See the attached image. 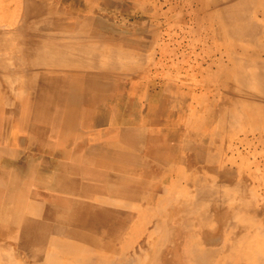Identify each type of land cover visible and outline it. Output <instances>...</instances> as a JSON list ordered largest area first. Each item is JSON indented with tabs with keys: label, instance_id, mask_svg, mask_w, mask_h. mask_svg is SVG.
Returning a JSON list of instances; mask_svg holds the SVG:
<instances>
[{
	"label": "bare ground",
	"instance_id": "obj_1",
	"mask_svg": "<svg viewBox=\"0 0 264 264\" xmlns=\"http://www.w3.org/2000/svg\"><path fill=\"white\" fill-rule=\"evenodd\" d=\"M54 2L0 0V264H264V248L248 234L252 225H258L257 218L264 221V152L261 160L257 156L258 149L264 150V123L256 127L254 121L255 127L231 129L233 139L226 142L217 159L219 183H191L192 195L190 185L181 192L186 175H176L179 179L170 184L174 170L166 169L158 177L159 172L150 169L151 158L163 156L166 147L174 150L179 137L201 139L206 147L210 136L219 134L220 115L214 112L231 111L240 100L257 107L254 115L264 120V0H213L214 5L219 4L218 10L213 7L209 14L218 17L219 24H226L229 40L244 46L246 55L242 58L233 49L217 47L209 63L206 57L197 60L207 82L202 83L204 89L213 88L197 93L191 92L192 85L198 83L192 76L181 86L170 81L159 86L153 80L160 65L168 67L172 76L181 74L178 60L184 52L173 49L166 58L164 45L173 41L168 32L162 30L157 36L145 71L146 61L135 60L131 48L140 43L122 46L128 40L121 37L111 41L115 34L103 32L110 19L96 18L99 10L74 7L75 12L64 16L66 11ZM125 3L101 2L107 9L116 4L111 11H126L127 21L133 12L135 21L140 19L136 7L131 12L132 7ZM151 3L160 14L154 20L162 29L173 18L175 1ZM190 9L179 21H184L188 12L194 21L200 19V12ZM187 24L186 20L178 25L181 32ZM175 43L182 48V42ZM214 66L215 77L210 74ZM136 68L141 70L137 74ZM115 74L123 77L118 80ZM222 75L230 81L216 87ZM185 86L190 88L187 96L186 91L181 92ZM169 88L180 96L171 100L180 106L175 114L181 109L190 111L182 120L187 127L181 125L176 131L170 122H164L162 106ZM235 89L244 90L239 92L242 98H234ZM175 114L170 113L172 117ZM112 116L118 118L117 126L104 127ZM95 127L100 129L93 130ZM183 129L185 132L180 131ZM251 135L257 138L255 154H244ZM29 148L30 154L24 155ZM246 165L249 167L243 169ZM105 172L114 177L98 181L95 176ZM233 197L248 200L246 213L235 208L225 213ZM211 206L217 207L212 215L200 212ZM256 230L263 234L264 226ZM223 231L224 242L211 247ZM178 233L181 246L175 249L178 242L173 235ZM159 234L161 241L157 242ZM166 243L175 250H161ZM225 251L228 256L222 258Z\"/></svg>",
	"mask_w": 264,
	"mask_h": 264
},
{
	"label": "rangeland",
	"instance_id": "obj_2",
	"mask_svg": "<svg viewBox=\"0 0 264 264\" xmlns=\"http://www.w3.org/2000/svg\"><path fill=\"white\" fill-rule=\"evenodd\" d=\"M49 3L51 2V0H47ZM52 1H55V5H59L57 6L58 8H61L64 10L65 14H63L64 16L65 15H70L71 13L75 12V8L76 9H80L83 10L85 8H95L96 10H99L101 13L95 15L96 18H101V16H106L107 19H110V22H107L105 20V18L103 19L104 21H106V25L105 27L103 28V32L108 36H111V33L115 34L116 37H112V40H115L117 38H122L123 41L125 40H128L127 44H124L123 41V45L122 46H130V45H135V43H140L139 48L138 46H136L135 48L134 47H131L132 48V52L134 51V58L135 60H141L142 58V61L145 62V64L143 65V67H145V71L148 67V60H149V57H150V52L153 51L155 49V46L157 44V36L160 34V32L163 30L164 33L168 32V34H170L171 38L173 39V41H169L170 43H168V41L166 42V44L164 45L167 50H165L168 54L169 57H166L167 59H169L171 56V53H172V50L173 49H176L177 51L179 50L180 53L184 52V57L182 56V58H180L178 61H181L180 65H179V70L178 72L180 71L181 74L180 76L182 75L183 78H181L180 76H176V75H171V70L166 67V68H162V65L158 66V70H156V74H155V79L153 78L154 82L158 83L159 86H161L163 83L167 82V81H170V82H173V84L175 86H181L183 85L184 82H186L188 80V78L190 76L194 77L196 80H197V85H192V88H191V92L192 93H197L199 91H204V92H210V91H213V88H209V87H205V85H202L203 81L205 83H207L203 77H202V73H200V68L198 67L200 63L196 62L197 60L199 62H202V59H206L207 58V61L208 63L210 62V55L213 54V52L215 50H217V47L218 49H222V51H231L232 49L236 51L237 53V56L239 55V57H242L245 54V51L246 49H244V46L242 45H239V46H235L234 42L232 43L230 39V35L228 34L227 36V32L230 33L229 29H227V26L226 24L222 23L220 21V24H219V19L216 20L218 17H216L215 15H210L209 14V10H213V7L214 9L218 10L217 6H219V4H223V2H220L219 1V4H215L213 3V0H207V3L205 0H174L175 1V5L177 6L176 9H174L172 11V13L174 14L173 15V18H170L168 19V21L166 22V24L162 27L159 26L156 24V21L154 20V17L155 16H160V14H157V12H155V5L154 3H151V0H139V1H136V0H122V3L124 4L125 3L126 5L129 4L132 9H131V12H133V6L136 7V11L138 13L139 16H141V18L138 20L135 21V13L133 12L130 13V15H132L130 18V20L127 21V13L126 11H122L120 10L119 8H115L114 11H111L110 9L114 8V6L112 7H108V9L101 4L102 0L100 1H97V2H93L92 1H89V0H82L81 2H74L72 0H52ZM62 1V2H61ZM117 1V0H115ZM121 1V0H119ZM160 1H164V0H160ZM73 2V3H72ZM190 4V7H189V4ZM210 2V3H209ZM212 2V3H211ZM59 3V4H58ZM87 3V5H86ZM194 4V5H193ZM86 5V6H85ZM147 7H146V6ZM180 5V6H179ZM193 5V6H192ZM210 5V6H209ZM213 5V6H211ZM63 6V8H62ZM143 6V7H142ZM145 6V7H144ZM184 8H183V7ZM70 7V8H69ZM72 7V8H71ZM75 7V8H74ZM67 8V9H65ZM141 8V9H140ZM190 8L194 9V10H198V12H200V19L196 18V21H194L193 17L194 15L191 13V12H188V15L190 16H185V20L184 21H179L180 17H181V14L182 13H186V9H189L191 10ZM219 8H222V7H219ZM180 9V10H179ZM167 10V9H166ZM207 10V11H206ZM106 11V12H105ZM141 11V12H140ZM182 11V12H181ZM203 11H206V12H203ZM110 12V13H109ZM122 12V13H121ZM193 12V11H192ZM136 13V14H137ZM140 13V14H139ZM176 13V14H175ZM219 13V12H218ZM105 14V15H104ZM121 14V15H119ZM123 16H125V20H123ZM149 17V18H148ZM225 17H227V15H225ZM144 20H143V19ZM179 18V19H178ZM119 19V20H118ZM146 19V20H145ZM148 19V20H147ZM187 20V25H186V29L185 31H182L181 32V28L178 27L179 24L185 22ZM215 20V21H214ZM118 21V22H117ZM124 21H126V23H124ZM130 21V22H129ZM134 21V22H133ZM144 21V23H143ZM189 21V22H188ZM115 22V23H114ZM122 22V23H121ZM138 22H140L138 24ZM181 22V23H180ZM133 23V24H132ZM136 23V24H135ZM150 23V24H149ZM116 24V25H115ZM131 24V25H129ZM135 24V25H134ZM140 24L142 26H140ZM177 24V25H176ZM127 25V26H126ZM203 25V26H202ZM138 26V27H137ZM140 26V27H139ZM168 26V27H167ZM176 26V27H175ZM226 26V27H225ZM151 27V29H150ZM202 27V28H201ZM126 28V29H125ZM137 28V29H136ZM143 28V29H142ZM145 28V29H144ZM168 28V29H167ZM135 29V30H134ZM140 29V30H139ZM110 30V31H109ZM154 30V31H153ZM176 31V33H175ZM213 31V33H212ZM227 31V32H226ZM158 32V33H157ZM170 32V33H169ZM174 32V33H173ZM211 32V33H210ZM157 33V34H156ZM197 33V34H196ZM156 34V35H155ZM208 35V36H207ZM128 36V38H124ZM177 36V37H176ZM133 37V38H132ZM181 37V39L179 40V38ZM195 37V38H194ZM153 38V39H152ZM202 38V39H201ZM208 38V39H207ZM106 39V40H105ZM198 39V40H197ZM206 39V40H205ZM105 40V43L108 42V37L104 38ZM205 40V42H204ZM213 40V41H212ZM178 41V42H182V48L179 49L178 47V44H176L175 42ZM200 45H199V43ZM209 41V42H208ZM174 42V43H173ZM152 43V44H151ZM168 43V44H167ZM195 43V44H194ZM209 43V44H208ZM214 43V44H213ZM212 44V45H211ZM233 44V45H232ZM167 45V46H166ZM210 47H209V46ZM215 47H214V46ZM120 46V49L124 48L126 49L125 47H122ZM149 46V47H147ZM234 46V47H233ZM122 47V48H121ZM159 45L157 47V50H159ZM175 47V48H174ZM243 48V49H242ZM137 49V50H136ZM241 49V50H240ZM136 50V51H135ZM147 50V51H146ZM239 51V52H238ZM142 52V53H141ZM147 52V53H146ZM251 53V51H249ZM239 53V54H238ZM141 54V55H140ZM146 54V56H145ZM137 55V56H136ZM140 55V56H139ZM161 54L159 53V57ZM187 56V57H186ZM206 57V58H205ZM140 58V59H139ZM164 59V63L167 62V59ZM243 58V57H242ZM146 59V60H145ZM182 59V60H181ZM227 60V61H226ZM138 61V62H139ZM225 64H228L229 60L227 57H225ZM136 62V63H138ZM135 63V64H136ZM208 63H205L204 66H208L207 64ZM198 67V68H196ZM161 68V69H160ZM135 71V72H134ZM134 71H132V74L133 72L137 74V72L141 71L139 70L138 68H136ZM137 71V72H136ZM163 71V73H162ZM177 71V69H176ZM144 72V71H143ZM165 72V73H164ZM215 72V73H214ZM213 73V74H212ZM140 75V73H138ZM166 74V75H165ZM210 74L215 77L217 72H216V66H214L210 72ZM228 74V73H227ZM225 74V75H227ZM119 75V76H118ZM122 75V76H120ZM134 75V74H133ZM143 75V73H142ZM116 78L118 80L121 79V77H123V74H115ZM135 76V75H134ZM164 76V77H163ZM160 78V79H159ZM162 78V79H161ZM165 78V80H164ZM170 80H169V79ZM209 78V77H208ZM225 78V79H224ZM174 81H173V80ZM224 79V80H223ZM163 80V81H162ZM175 80H177L175 82ZM193 80V79H191ZM191 80H189L191 82ZM209 80V79H208ZM214 80V79H212ZM195 81V80H193ZM192 81V83H193ZM230 81L226 76L222 75V77L217 81V86L216 87H219V85H221L222 83L221 82H228ZM211 85H213L214 87V84L210 83ZM215 87V88H216ZM159 89V88H158ZM190 88H187L186 86L182 89L181 92H185L187 96V94L189 95L190 93H188ZM171 90V91H170ZM235 93L233 96L235 99H239V98H242V95L239 93V92H243V91H240L241 89H235ZM238 90V92H237ZM173 91V93H172ZM176 91H174V89L172 88H169V90L167 91V93L165 94V98L167 99L166 103L163 104L162 108H164L165 110V115H164V122L165 123H168L170 122V128L172 130H178V127L181 126V127H187V125L182 121L184 116L187 114V113H190V111L188 110L186 112V110L184 112H182V109L177 113L175 114V109L176 108H179L180 106L177 104L175 105L174 102H172L171 100L173 98H175L176 96L178 97L179 95H177V92L175 93ZM171 93V94H170ZM238 93V94H237ZM175 94V95H174ZM209 95V93H208ZM180 97V96H179ZM230 97V95H229ZM209 99H211V97H208ZM207 101V100H206ZM209 101V100H208ZM174 105V106H173ZM239 106V107H238ZM237 107L236 106H233L234 108L230 110H225L224 109H221L220 111L217 110V112L215 111L214 114L217 113V115H220L218 116L217 118V132H219L218 135H211L210 136V140L206 141V147L203 146V143L201 142L202 140L201 139H191L189 141H185L184 139L182 138H177V141L175 144H173L175 147L174 150L172 151H168V147H166V150L162 153L164 154L163 156L161 157H153L151 158L154 159L152 160L153 162H151L152 164V167H150V169L152 170H155L157 172H159L157 174L158 177H161L163 174V172H167V170H174L172 173H171V177L172 179L168 182L170 184H172V181L174 180H178L179 177L177 176H185L186 179L188 180H184L182 183V188L183 191L181 190V192H184L185 191V187L187 185H190V187L188 188H191L190 189H187V190H190V193L192 195V190L194 189V187L192 186V184L195 185L196 184H199L200 182L203 183V182H208V183H215V184H218L220 179L219 178V175H220V172L218 170V164H219V157H220V152L222 150V148L224 146H226V142L228 143V140H232L233 139V131L234 129L238 128V127H243V128H250V127H255V123H257L256 127L257 126H260L261 124L264 123V120L260 117L258 118L257 116H255L254 114L255 111L258 112V108L257 107H251V106H248L247 104H243V101L240 100V104L238 105ZM171 108V109H170ZM140 109V107H139ZM239 113H238V110ZM237 110V111H236ZM174 111V114L175 116H171L170 113ZM169 115H168V113ZM226 112V113H225ZM229 112V113H228ZM232 112V113H231ZM237 112V113H236ZM243 114H242V113ZM245 112V113H244ZM181 113V115L179 114ZM223 113V115H222ZM241 113V114H240ZM249 113V114H248ZM238 114V116H237ZM251 114V115H250ZM167 115V117H166ZM240 115V116H239ZM249 115V116H248ZM225 116V117H224ZM237 116V118H236ZM241 116H245V117H241ZM221 119H220V118ZM248 117V118H247ZM250 117V118H249ZM225 120H224V119ZM246 120H245V119ZM232 119V121H231ZM235 119V120H233ZM243 119V120H242ZM250 119V123L248 122V120ZM173 120V121H172ZM262 120V121H261ZM117 121V122H116ZM181 121V122H180ZM245 121V123L243 122ZM255 121V123H254ZM225 122V123H223ZM262 122V123H261ZM108 124H106L104 127H107L108 125H112V126H117L118 124V118L117 117H114L112 116V119H109ZM180 123V124H178ZM184 123V124H183ZM223 123V124H222ZM232 123V124H231ZM242 123V124H240ZM246 123H248L247 125H245ZM114 124V125H113ZM178 124V125H177ZM226 125V126H225ZM241 125V126H240ZM246 127H244V126ZM213 127V126H212ZM225 129H224V128ZM82 128H84V126H82ZM230 130H229V129ZM85 129V128H84ZM100 129V127H95L93 128V130H98ZM227 129V130H226ZM233 129V131L231 130ZM186 129H183V130H180L182 132H185ZM229 131V132H226V131ZM223 131V132H222ZM225 131V132H224ZM232 131V132H231ZM222 133H225V134H222ZM228 135L230 137H228ZM94 136H91V140L93 141L94 140ZM107 137V136H104V138ZM214 137H217V139H214ZM220 137V138H219ZM232 137V138H231ZM246 136L242 135V138H245ZM214 139V140H213ZM226 139V140H225ZM249 143L248 145H246L245 147H247V151H244V154H249L252 155V154H255V144H256V137L254 136H249ZM201 140V141H200ZM195 142V144H193ZM201 142V144H199ZM225 144V145H224ZM235 144V143H234ZM232 144V145H234ZM198 145V146H197ZM208 145V146H207ZM213 147H212V146ZM192 146V147H191ZM195 146V147H194ZM198 148H197V147ZM173 147V146H171ZM191 147V148H190ZM244 147V148H245ZM190 148V151L188 150ZM205 148V150H203ZM217 150H216V149ZM192 149V150H191ZM188 150V151H186ZM219 150V151H218ZM242 150H244L243 148H241V152ZM258 153L260 154H257L258 156V159L261 160V157H262V152H264L263 148L261 147L260 149L257 150ZM194 152V153H193ZM216 152V153H215ZM218 153V154H217ZM185 157H183L184 155ZM213 154V155H212ZM101 156V154H100ZM193 156V157H192ZM197 156V157H196ZM210 156V158H209ZM261 156V157H260ZM216 157V158H214ZM183 160H182V159ZM192 158V160H191ZM214 158V159H213ZM221 158V157H220ZM218 159V160H217ZM249 159V158H247ZM182 160V162H181ZM199 160V161H198ZM210 160V162H209ZM214 160V162H213ZM251 161L253 159H250ZM193 161V162H192ZM212 161V162H211ZM169 162V164H168ZM195 162V164H194ZM207 162V163H206ZM209 162V163H208ZM170 163L172 165H170ZM175 163V164H173ZM180 163L181 164H184V165H181L180 167ZM199 163V164H197ZM206 163V164H205ZM212 163V164H211ZM155 164V165H154ZM164 164V165H163ZM177 164V165H176ZM205 164V165H204ZM217 164V165H216ZM187 165V166H186ZM264 168V161H262V164ZM165 166V167H164ZM174 166L176 168H184V172H182L183 170L182 169H179L181 170L180 172L174 168ZM217 166V167H216ZM246 167H249V165H246L243 167V169H246ZM165 168V170H164ZM174 168V169H173ZM188 168V169H186ZM204 168V169H203ZM98 169V168H97ZM190 169H191V173H190ZM164 170V171H163ZM188 170V171H187ZM206 170L207 173L204 171ZM95 171V170H94ZM96 171H99L100 170H96ZM187 171V172H186ZM194 171V172H193ZM161 172V173H160ZM179 172V173H178ZM182 173V174H181ZM189 173V174H188ZM225 173V172H224ZM111 174V175H109ZM203 174V175H201ZM106 175V176H105ZM109 175V176H108ZM177 175V176H176ZM200 175V177H199ZM104 176H105V180H104ZM114 177V175L112 173H108V172H105V173H100V175H97L95 176L96 179L100 182H103V181H106V178L107 177ZM210 176V177H208ZM198 178V179H197ZM197 179V180H196ZM196 180V181H195ZM186 181V182H185ZM217 182V183H216ZM192 183V184H191ZM200 183V184H201ZM150 185V184H149ZM147 188H149L148 184L146 185ZM218 187H220V185H218ZM146 188V190H147ZM160 197L158 196L157 199H159ZM156 199V200H157ZM232 202V204H231ZM230 203V205H229ZM228 203L229 206L225 207V213L227 214V212H231V209H236V211H239L240 213H246L247 211V206L246 204H249L248 200L246 201L245 198H242V199H236L235 197H233V199ZM239 203V204H238ZM237 204V205H235ZM239 205V206H238ZM147 205L145 204L144 206L142 207H146ZM232 206V207H230ZM238 206V208H237ZM200 209V208H199ZM202 209V208H201ZM213 209H217V207H214V206H211L210 208L209 207H203L201 211L204 212V210L206 212L204 213H210L209 215H212L215 210ZM234 209V210H235ZM208 210V212H207ZM213 212V213H212ZM212 213V214H211ZM216 214H220V211ZM226 214H223V216H225ZM225 218V217H224ZM262 219V218H261ZM260 218H257L258 220V225L256 226H251V228L249 229L250 232L248 233L249 235L253 236L255 242L257 243L258 246L260 247H263L264 248V233L262 234L261 231H257L256 228L260 225L264 226V221L263 219L261 220ZM162 223L159 224V227H161ZM248 230V231H249ZM162 230L161 228H159V233H161ZM227 234H229V231L227 230L226 231ZM225 231L222 232V234L220 236H218V240L215 241L214 243H210V246L212 247L214 244H217V243H220L221 241L224 242V239H223V235L226 234ZM179 236V233L177 235H173V238L174 240L176 239V241L179 243H176L177 247L175 249H178L181 244H180V240L178 238ZM165 237V236H164ZM166 238V237H165ZM240 240V239H238ZM161 241V234L158 235L157 237V242H160ZM240 241H238L237 243H239ZM163 243H164V239H163ZM169 243V241H168ZM168 243L164 244V248L162 247L161 250L165 251L167 253L175 250L174 249V246L171 245L170 246H167ZM172 243V242H171ZM173 247V249H172ZM170 248V249H169ZM218 249V248H217ZM227 254V255H226ZM228 256V253L227 251H225L222 255V258H225L226 256ZM165 256L167 257V255L165 254ZM220 258V259H222ZM230 260L231 261H235V259L230 257ZM236 262V261H235ZM234 263V262H233ZM201 264H205L204 262H202Z\"/></svg>",
	"mask_w": 264,
	"mask_h": 264
},
{
	"label": "crops",
	"instance_id": "obj_3",
	"mask_svg": "<svg viewBox=\"0 0 264 264\" xmlns=\"http://www.w3.org/2000/svg\"><path fill=\"white\" fill-rule=\"evenodd\" d=\"M30 151H31L30 148L29 149H26L25 152H24V155H29L30 154Z\"/></svg>",
	"mask_w": 264,
	"mask_h": 264
}]
</instances>
